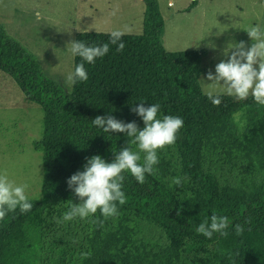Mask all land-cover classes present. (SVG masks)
<instances>
[{"label":"trees","instance_id":"trees-1","mask_svg":"<svg viewBox=\"0 0 264 264\" xmlns=\"http://www.w3.org/2000/svg\"><path fill=\"white\" fill-rule=\"evenodd\" d=\"M143 1V32L125 33L123 51L110 43V32L77 34L88 46L109 43V52L94 64L75 57L74 69L84 63L88 80L78 81L70 93L0 24V70L44 114L42 137L33 142L43 157V195L29 199L31 211L17 210L0 221V264H27L30 224L58 204L79 202L67 181L84 170L88 158L112 162L123 147L135 150L125 134L104 133L92 120L111 114L142 129V118L131 111L140 102L159 104L160 117L183 119L176 142L158 152L145 183L125 173L126 203L114 217L105 219L99 211L90 216L83 252L77 260L63 256L59 264H264V106L227 94L212 95L221 101L214 105L200 80L208 50H166L159 0ZM217 162L256 177L247 184L223 179L211 168ZM213 213L228 218L227 236L214 233L209 239L196 232ZM142 223L160 230L158 238L147 237ZM236 225L242 227L239 234Z\"/></svg>","mask_w":264,"mask_h":264},{"label":"rangeland","instance_id":"rangeland-1","mask_svg":"<svg viewBox=\"0 0 264 264\" xmlns=\"http://www.w3.org/2000/svg\"><path fill=\"white\" fill-rule=\"evenodd\" d=\"M169 1L159 0L163 17L170 18L164 40L167 44L174 43L178 48L175 51L207 49L204 60L208 68L200 79L202 89L206 94H225L223 84L208 80L207 74L215 75L216 65L228 58L225 56L228 48L241 41L251 46L245 30L255 25L264 28V0H198L200 5L191 15L176 12L183 6L188 7L193 0H171L173 6ZM136 2L0 0V24L36 56L47 76L70 93L73 85L67 86L64 81L67 74L74 71L75 57L67 50L68 43L76 40L82 31L119 29L130 34L142 33L141 7ZM37 11L41 13L40 19L36 18ZM0 103V172H6L18 185L27 184L29 199H40L44 165L42 152L35 149L33 142L43 134V110L2 70ZM236 118L243 125L240 113ZM211 168L223 179L235 182L247 184L256 177L250 170L243 174L238 168L218 162L212 163ZM70 205L58 204L30 224L28 233L32 245L26 254L27 264H59L63 256L78 259L86 246L89 217L62 221ZM142 227L147 237L156 239L160 235V230L147 223H142Z\"/></svg>","mask_w":264,"mask_h":264},{"label":"clouds","instance_id":"clouds-1","mask_svg":"<svg viewBox=\"0 0 264 264\" xmlns=\"http://www.w3.org/2000/svg\"><path fill=\"white\" fill-rule=\"evenodd\" d=\"M41 18V13H35ZM252 41L249 47L245 42L236 43L225 51L228 58L215 67V75L207 74V79L213 83L223 84L225 94L237 100L252 97L256 104L264 106V28L255 25L245 30ZM123 30H112L109 33L110 43L117 45V51H123L125 44ZM70 45V47H69ZM67 50L73 57L94 64L97 58H103L109 52V43L102 46H88L81 40H73L67 45ZM230 53V55H229ZM88 80L84 63L76 65L74 71L67 74L64 83L75 85L78 81ZM209 99L216 106L220 98L209 94ZM131 111L142 118L144 127L141 129L135 121L125 123L111 114L97 116L92 124L102 129L104 133H123L128 137L126 145L114 152V160L107 162L100 155L87 159L84 170L73 174L67 181L69 189L77 198L78 203L69 206L62 221L76 218L86 219L98 211L105 218L118 214V205L126 203V195L122 190L125 173L131 174L140 184L145 183L146 174H154V166L158 164V152L165 150L176 142L177 135L184 125L182 118L172 115L159 116L160 105L145 106L140 102ZM180 184V179L174 181ZM28 185H18L11 180L6 172H0V221L8 213L19 210L22 214L31 211L33 205L27 195ZM179 214V213H178ZM58 220L57 222H62ZM229 227L227 217L212 214L210 221L205 218L196 228L198 234L212 238L214 233L227 236ZM236 232H242V227L236 225Z\"/></svg>","mask_w":264,"mask_h":264},{"label":"crops","instance_id":"crops-1","mask_svg":"<svg viewBox=\"0 0 264 264\" xmlns=\"http://www.w3.org/2000/svg\"><path fill=\"white\" fill-rule=\"evenodd\" d=\"M196 1V4H193V2ZM193 2L187 7V6H183L181 8V10H178L176 13L180 14L183 12V14H186V15H191L193 12L196 11V9H198L200 3L198 2V0H193ZM143 3V5L141 4ZM136 5H140L141 7V12H140V15H139V18H141V20L143 19V24H144V13H145V3L143 0H137V2L135 3ZM169 5L173 6V1H169ZM170 18H166L165 19V22H164V30H163V34H162V42H163V45L164 47L166 48V50L168 51H175L177 48V46H175L174 43H171V44H167V42L164 40V36L166 34V26H167V21H169ZM141 34V33H140ZM25 98V97H24ZM1 104V103H0ZM3 104V103H2Z\"/></svg>","mask_w":264,"mask_h":264}]
</instances>
